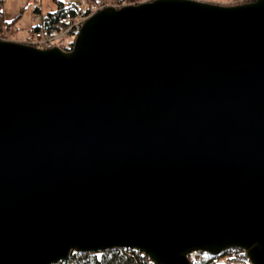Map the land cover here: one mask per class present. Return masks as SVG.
I'll use <instances>...</instances> for the list:
<instances>
[{"label": "water", "instance_id": "1", "mask_svg": "<svg viewBox=\"0 0 264 264\" xmlns=\"http://www.w3.org/2000/svg\"><path fill=\"white\" fill-rule=\"evenodd\" d=\"M114 248L264 264V0L106 6L70 51L0 39V264Z\"/></svg>", "mask_w": 264, "mask_h": 264}, {"label": "rangeland", "instance_id": "2", "mask_svg": "<svg viewBox=\"0 0 264 264\" xmlns=\"http://www.w3.org/2000/svg\"><path fill=\"white\" fill-rule=\"evenodd\" d=\"M28 1L29 0H3V16L5 21L10 23V25H8L9 27L6 25L3 27V29L1 30L3 33L0 34V38L10 41L23 42L26 44L31 43L28 41V38L31 36L33 26L37 24L38 20L36 18L37 13L28 6ZM36 1H41L40 11L42 13L53 11L57 7V3L55 2V0H36ZM60 1L65 5H77L82 8H87V7L91 8L92 6L95 5L98 11L106 6H114L116 8H119L122 6L135 5L138 3L147 2L150 0H124V1L121 0L118 3L116 2L118 0L116 1L115 0H60ZM198 1L215 3L220 5H237V4L247 3L253 0H198ZM67 37H68V33H64L60 36V38L62 39H66ZM70 39H75V37H71ZM195 260L201 261L203 260V256L199 253H195L191 257L190 263ZM224 262L225 259L213 260V263L215 264L216 263L223 264ZM238 264H249V262L238 263Z\"/></svg>", "mask_w": 264, "mask_h": 264}, {"label": "trees", "instance_id": "3", "mask_svg": "<svg viewBox=\"0 0 264 264\" xmlns=\"http://www.w3.org/2000/svg\"><path fill=\"white\" fill-rule=\"evenodd\" d=\"M116 1V0H115ZM121 0L116 1L117 3ZM57 9L47 13L44 16V24L46 30L52 28H59L60 18L66 10L73 5H64L61 1L57 0ZM10 25L6 22L3 16V0H0V34L4 26ZM9 27V26H8ZM203 256L201 261H193L191 264H215V259H225L223 264H238L246 263L247 258L245 254L236 248L225 250L221 255L215 257L206 253H199ZM54 264H153L147 255L136 249L128 248H114L101 251L99 253L94 252H77L73 251L71 254L61 261ZM217 264V263H216Z\"/></svg>", "mask_w": 264, "mask_h": 264}, {"label": "bare ground", "instance_id": "4", "mask_svg": "<svg viewBox=\"0 0 264 264\" xmlns=\"http://www.w3.org/2000/svg\"><path fill=\"white\" fill-rule=\"evenodd\" d=\"M56 1L57 0H55V2ZM40 5H41V1H36V0H29L28 1V6L33 11H35L37 13L36 18L38 20L37 24L35 26H33L31 36L28 38V41L31 42L29 45H32V46H34V47H36L38 49H42V50L51 49V48H54V47H57V48H59V49H61L63 51L72 50L74 39H70V38L71 37H76V35L78 34L79 30L69 29L70 21L76 19V17H79L81 20H84L81 23L83 25V23L89 18V16H92L94 13L92 11L88 10V7L87 8H82L80 6L73 5L68 10H66L64 12V14L61 16L60 23H59V28H52L50 30H46V27H45L43 19H44V16L47 13H49V12L42 13L40 11ZM56 9H57V7H56ZM50 12H52V11H50ZM68 12H70L71 13L70 16L71 15L72 16H71L70 21L65 23V22L62 21V18H66L67 17L66 13H68ZM82 25H81V27H82ZM81 27H80V29H81ZM37 33H40L42 35L41 36V40L39 38L38 39L40 41H43L45 46H39L41 43H37V37H36ZM64 33H68V37L66 39H62V38H60L58 36V34H60V36H61ZM0 39L1 40H6V39H2V38H0ZM64 41H65V43H64ZM94 253H99V252H94ZM195 253H200V252L191 253L190 256H189L190 260H191V257L193 256V254H195ZM202 253H204V252H202Z\"/></svg>", "mask_w": 264, "mask_h": 264}, {"label": "built area", "instance_id": "5", "mask_svg": "<svg viewBox=\"0 0 264 264\" xmlns=\"http://www.w3.org/2000/svg\"><path fill=\"white\" fill-rule=\"evenodd\" d=\"M124 1V0H123ZM122 1V2H123ZM97 7L94 5V6H92L91 8L90 7H88V10H90V11H92L93 13L94 12H96L97 11V9H96ZM70 12H68V13H66V15H67V17L66 18H62V21L63 22H68V21H70V19H71V16H70ZM83 22V20H81L79 17H76V19H74V20H72V21H70V25H69V29H73V30H79V28L81 27V23ZM61 34V33H60ZM60 34H58V36L60 37ZM41 34L40 33H37V35H36V37H37V43H41L39 46H45L44 45V42L43 41H40L41 40ZM40 40H39V39Z\"/></svg>", "mask_w": 264, "mask_h": 264}, {"label": "snow or ice", "instance_id": "6", "mask_svg": "<svg viewBox=\"0 0 264 264\" xmlns=\"http://www.w3.org/2000/svg\"><path fill=\"white\" fill-rule=\"evenodd\" d=\"M10 22V21H9Z\"/></svg>", "mask_w": 264, "mask_h": 264}]
</instances>
